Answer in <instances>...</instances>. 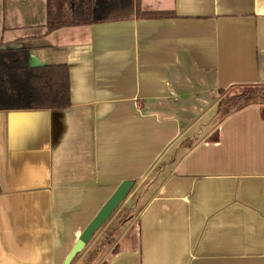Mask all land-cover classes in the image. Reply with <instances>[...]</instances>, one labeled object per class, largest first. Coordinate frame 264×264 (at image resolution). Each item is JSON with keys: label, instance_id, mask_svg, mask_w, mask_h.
Returning a JSON list of instances; mask_svg holds the SVG:
<instances>
[{"label": "crops", "instance_id": "obj_1", "mask_svg": "<svg viewBox=\"0 0 264 264\" xmlns=\"http://www.w3.org/2000/svg\"><path fill=\"white\" fill-rule=\"evenodd\" d=\"M47 5L0 0V51L71 76L65 110L0 111V264H64L124 181L108 264H264V104L218 115L264 85V0H139L173 16L52 32Z\"/></svg>", "mask_w": 264, "mask_h": 264}, {"label": "trees", "instance_id": "obj_2", "mask_svg": "<svg viewBox=\"0 0 264 264\" xmlns=\"http://www.w3.org/2000/svg\"><path fill=\"white\" fill-rule=\"evenodd\" d=\"M95 0H48L50 32L69 26L130 18L171 17L169 13L142 12L139 0H111L95 7ZM71 76L67 65L33 67L26 49L0 51V111L65 110L71 105ZM264 104V89L252 88L225 104L220 117L254 104ZM79 255V254H78ZM74 261V260H73Z\"/></svg>", "mask_w": 264, "mask_h": 264}, {"label": "rangeland", "instance_id": "obj_3", "mask_svg": "<svg viewBox=\"0 0 264 264\" xmlns=\"http://www.w3.org/2000/svg\"><path fill=\"white\" fill-rule=\"evenodd\" d=\"M263 87L264 85H259L257 89H264ZM251 89L252 88H242L232 91H225L219 96L218 104L219 103L225 104L231 99L238 97L242 95L244 92ZM191 135L192 134H189V136L186 137H190ZM120 214L116 210V213L101 228V231L98 232L94 240L92 239V241L89 243L88 245L89 247L86 250H84L82 253H80V255H78V257L75 258L72 264H108L107 263L108 259L106 258L109 254V247H111L114 242H117V240L121 235V232L118 233L117 227H119L121 223L124 225L126 223V219L128 218V215L125 214L124 216Z\"/></svg>", "mask_w": 264, "mask_h": 264}, {"label": "water", "instance_id": "obj_4", "mask_svg": "<svg viewBox=\"0 0 264 264\" xmlns=\"http://www.w3.org/2000/svg\"><path fill=\"white\" fill-rule=\"evenodd\" d=\"M134 186L135 183L133 181H124L115 190L107 203L98 211L99 213L91 220L89 225L86 226L64 264H71L75 257L83 252L87 245L92 241L94 235L101 230L116 210L125 202Z\"/></svg>", "mask_w": 264, "mask_h": 264}]
</instances>
